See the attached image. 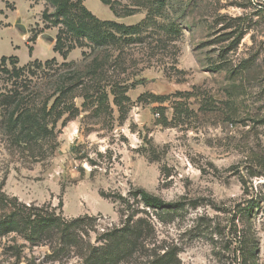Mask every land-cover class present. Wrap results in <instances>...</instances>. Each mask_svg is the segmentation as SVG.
I'll list each match as a JSON object with an SVG mask.
<instances>
[{"label":"rangeland","instance_id":"374dc122","mask_svg":"<svg viewBox=\"0 0 264 264\" xmlns=\"http://www.w3.org/2000/svg\"><path fill=\"white\" fill-rule=\"evenodd\" d=\"M109 1L117 10L129 3ZM157 1L116 16L85 0L101 20L136 24L148 10L151 19L135 42L84 39L63 58L38 40H56L54 6L0 0V57H11L0 61V187L86 217L61 256L0 238V264H264V0ZM73 70L79 114L60 118L51 137L17 143L3 126L4 96L40 105ZM93 85L106 101L92 92L84 100ZM138 188L180 206L146 207Z\"/></svg>","mask_w":264,"mask_h":264},{"label":"trees","instance_id":"16d2710c","mask_svg":"<svg viewBox=\"0 0 264 264\" xmlns=\"http://www.w3.org/2000/svg\"><path fill=\"white\" fill-rule=\"evenodd\" d=\"M47 1L54 6V11L50 15L52 23L61 25L53 50L63 58L75 45H81L84 39L96 46H114L121 42H135L139 40L138 38L146 29L147 22L151 19V11L148 10L140 22L128 25L97 18L85 7L84 0ZM100 1L109 5V9L116 16L132 15L143 5V0H129L128 4L122 5L121 10H117L109 0ZM157 4L158 7L162 6L164 0H158ZM42 14L48 17L45 10ZM162 29L164 32L168 30L164 25ZM30 50L29 48V52ZM10 58L1 56L0 61L5 63ZM33 64L41 66L37 60H34ZM19 70L20 68H13L15 78L20 76ZM92 75L95 74L92 73ZM80 84L82 81H80L77 70L71 71L59 81L50 96L42 103L39 102L40 105L35 102V98H32L30 102H24L17 91L11 92L3 99L7 107L2 117L3 126L10 135L14 136L17 143L30 144L42 138L51 137L53 127L60 118L66 114L63 117L64 122L79 114L72 97L76 94ZM90 92L101 94L104 101L108 98L105 88L93 85L84 93V100L88 99ZM118 97L119 95H115L114 91L113 102L117 105L119 104ZM48 127L51 128L48 129ZM132 194L138 197L142 204L152 209H176L180 206L179 202L165 201L143 188L136 189ZM85 219L86 217L68 219L53 209L26 204L15 196L7 195L0 187V238L15 235L31 244H47L52 254L61 256L66 251V240L75 234V230ZM99 260L105 261L104 259Z\"/></svg>","mask_w":264,"mask_h":264},{"label":"water","instance_id":"95a60500","mask_svg":"<svg viewBox=\"0 0 264 264\" xmlns=\"http://www.w3.org/2000/svg\"><path fill=\"white\" fill-rule=\"evenodd\" d=\"M14 27L17 29V31L22 35H26V27L24 24L21 22L20 17H17L14 21ZM38 40L43 41L45 43H48L49 45L53 44L55 42V39L53 36L43 33L38 37Z\"/></svg>","mask_w":264,"mask_h":264},{"label":"crops","instance_id":"0c3cea01","mask_svg":"<svg viewBox=\"0 0 264 264\" xmlns=\"http://www.w3.org/2000/svg\"><path fill=\"white\" fill-rule=\"evenodd\" d=\"M85 1V0H84Z\"/></svg>","mask_w":264,"mask_h":264}]
</instances>
